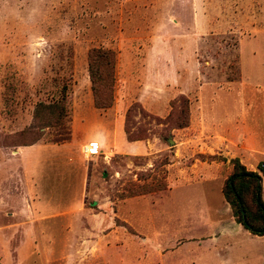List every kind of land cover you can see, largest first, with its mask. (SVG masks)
I'll list each match as a JSON object with an SVG mask.
<instances>
[{
    "label": "rangeland",
    "instance_id": "1",
    "mask_svg": "<svg viewBox=\"0 0 264 264\" xmlns=\"http://www.w3.org/2000/svg\"><path fill=\"white\" fill-rule=\"evenodd\" d=\"M197 2L208 26L193 41ZM263 19L264 0H0V264H264V236L230 220L229 159L198 151L199 130L180 127L186 109L200 125L201 93L208 103L235 87L264 130ZM251 21L257 32L244 31ZM95 47L117 54L102 119ZM64 80L72 139L26 150L25 178L18 145L49 143L54 128L26 130ZM126 127L144 137L139 150ZM99 136L101 152L86 158Z\"/></svg>",
    "mask_w": 264,
    "mask_h": 264
},
{
    "label": "trees",
    "instance_id": "2",
    "mask_svg": "<svg viewBox=\"0 0 264 264\" xmlns=\"http://www.w3.org/2000/svg\"><path fill=\"white\" fill-rule=\"evenodd\" d=\"M117 54L114 49L93 48L89 53V76L94 105L101 111H106L113 106L115 100ZM61 84L59 96L48 102H37L34 109V120L26 130H41L42 128H54L49 143L61 144L71 140V115L69 108L70 86L69 81ZM184 120L180 127H188L191 123L190 113L185 110ZM129 141L143 140L144 137L131 135L126 127ZM42 133H40L41 135ZM43 136V135H42ZM31 143H23L18 146H28L43 140V137ZM212 160L217 155H209ZM226 160V157H223ZM232 170L227 176L222 192L225 201L229 204L232 216L236 222L243 225L253 235L264 236V198L262 194V174H264V162L259 163L258 171L249 170L238 157L230 159ZM261 173H260V172Z\"/></svg>",
    "mask_w": 264,
    "mask_h": 264
},
{
    "label": "crops",
    "instance_id": "3",
    "mask_svg": "<svg viewBox=\"0 0 264 264\" xmlns=\"http://www.w3.org/2000/svg\"><path fill=\"white\" fill-rule=\"evenodd\" d=\"M199 3L200 2L196 3L197 6L195 14L197 18H193L195 23H197L196 28H194L193 30L195 33L192 32L190 34V37L193 41H197L196 36L200 35L204 30H206V26H208V19H206L207 15L202 13L203 8H200L202 5H200L201 3ZM202 21L204 22V24L200 25ZM259 23L264 26V19L262 21H259ZM257 24L251 21L249 25H245L244 31H252L253 33L257 32V30H255ZM223 26H227V24L223 23ZM233 29L234 30L230 32L240 31V29H237L236 27H233ZM239 82L240 86L242 87L241 80ZM234 84L237 85L236 83ZM232 86L234 85L227 86L229 91L232 90ZM233 90L234 91L231 94L224 95L222 97L214 93V95H212L209 99L208 103H206L205 100V92L201 93L199 97L198 118L196 119H199V121L195 122L200 125H195L191 122V124L187 128H191L190 126H194L199 130L200 135L198 137V143L202 144L198 148V151L212 155L218 153L228 158L229 161L231 158L238 157L249 170L258 171L259 163L264 162V130L260 128V124L256 122L254 116L252 115L253 108L250 105L249 101H247L244 90L242 89L239 90V92H236L235 87ZM100 112L103 115L99 113V119H102V117H105V113L107 111ZM106 114H109V111ZM73 123H75V120L73 121ZM98 124L101 129L106 128V125L104 124V122H102V120ZM73 129L75 130V125ZM205 138H209L208 140L212 144V146L207 145L208 141L205 140V142ZM104 139V136H99L98 139L94 141H98L102 147V142ZM123 139L124 137L119 138L117 133L113 134V145L115 146V149H117V147L119 146L125 145ZM68 142L62 143L60 145H65ZM129 142L135 143L139 146L136 150H139L141 148V145H139V143L142 142L141 140ZM49 144L56 145V143L38 142L28 146H20L17 149V156H19L21 160L20 169L25 178H29L30 170L28 161L23 157L24 152L26 150H30L31 148H38L39 146L41 148ZM230 220L232 221V224H234V228L239 230L245 229L242 224L236 222L233 216L230 218Z\"/></svg>",
    "mask_w": 264,
    "mask_h": 264
},
{
    "label": "built area",
    "instance_id": "4",
    "mask_svg": "<svg viewBox=\"0 0 264 264\" xmlns=\"http://www.w3.org/2000/svg\"><path fill=\"white\" fill-rule=\"evenodd\" d=\"M101 152V145L98 141H90L83 146V153L86 158L97 156Z\"/></svg>",
    "mask_w": 264,
    "mask_h": 264
},
{
    "label": "water",
    "instance_id": "5",
    "mask_svg": "<svg viewBox=\"0 0 264 264\" xmlns=\"http://www.w3.org/2000/svg\"><path fill=\"white\" fill-rule=\"evenodd\" d=\"M170 143H172V141Z\"/></svg>",
    "mask_w": 264,
    "mask_h": 264
}]
</instances>
